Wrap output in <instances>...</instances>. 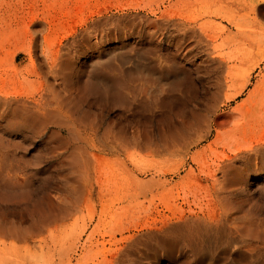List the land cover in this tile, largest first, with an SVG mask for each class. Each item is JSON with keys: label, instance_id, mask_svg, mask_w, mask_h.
Listing matches in <instances>:
<instances>
[{"label": "bare ground", "instance_id": "obj_1", "mask_svg": "<svg viewBox=\"0 0 264 264\" xmlns=\"http://www.w3.org/2000/svg\"><path fill=\"white\" fill-rule=\"evenodd\" d=\"M174 37L178 46L180 38ZM187 51L182 47V55ZM70 55L57 52L49 58V73L59 86L47 83L38 98L0 88V232L21 234L26 216L32 228L47 231L50 242L62 248L65 264H87L101 228L108 239L101 241V259L91 264H264V143L235 145L216 161L192 150L199 138L184 139L213 111L222 80L212 79V88L198 99L204 113H192L187 122L159 129L154 137L123 114L156 99L142 68L97 72L74 86L68 81ZM167 55L170 63L172 48ZM257 55L248 74L264 62L263 47ZM249 81L243 79L225 98L242 93ZM261 88L257 85L249 97ZM90 96L96 105L108 103L113 114L86 107ZM4 133L24 141L46 135L56 142L61 151L49 158L58 159L49 170L62 173L54 196L34 187L40 169L17 153L24 141Z\"/></svg>", "mask_w": 264, "mask_h": 264}, {"label": "rangeland", "instance_id": "obj_2", "mask_svg": "<svg viewBox=\"0 0 264 264\" xmlns=\"http://www.w3.org/2000/svg\"><path fill=\"white\" fill-rule=\"evenodd\" d=\"M253 1L0 0V88L4 93L15 88L32 98L46 93L47 83L58 88L59 81L48 69L49 58L57 52L71 54L68 81L74 86L97 72L113 75L117 69L142 68L144 84L153 89L156 99L149 106L123 112L124 119L158 137L159 129L179 126L192 113H204L198 99L212 88V79L220 78L213 111L184 138H199L192 150L201 149L217 161L235 145L264 143V62L248 74L249 64L264 49V0ZM174 36L180 38L178 46L173 45ZM182 47L190 51L182 55ZM170 48L175 55L168 63ZM245 78L250 81L243 92L226 99L224 95ZM257 85L263 88L249 97ZM93 100L90 96L86 107L113 114L108 103L96 105ZM4 134L12 141H24L19 134ZM21 147L17 153L40 169L32 179L34 187L40 194L54 196L55 180L62 173L59 168L49 170L58 161L49 158L61 151L56 142L43 135L25 140ZM21 227V234L0 232V264L66 263L65 252L50 242L47 231L38 233L26 216ZM105 231L94 233L87 264L101 259V241L108 239Z\"/></svg>", "mask_w": 264, "mask_h": 264}]
</instances>
